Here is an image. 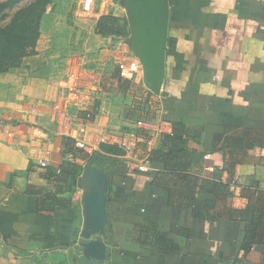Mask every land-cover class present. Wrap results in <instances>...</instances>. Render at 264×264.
Segmentation results:
<instances>
[{
    "label": "crops",
    "instance_id": "obj_1",
    "mask_svg": "<svg viewBox=\"0 0 264 264\" xmlns=\"http://www.w3.org/2000/svg\"><path fill=\"white\" fill-rule=\"evenodd\" d=\"M122 1L96 0L93 14L75 19L76 41L86 32L88 49L95 54L81 61L78 50L67 64L72 58L98 77L89 99L94 120L72 106L67 110L70 133L56 122L68 67L48 86L49 103L10 100L0 108V264H264V247L244 254V225L235 227L219 217L221 208L210 210L217 221L196 219L183 202L180 207L168 204L164 193L149 185V175L129 169L123 156L102 154L96 157L98 165L85 168L103 169L106 176L107 225L101 238L107 249L101 261L83 256L79 178L85 169L72 191L57 180L63 137L73 143L83 137L92 154L102 144L116 146L111 137L132 128L137 135L134 156L140 158L181 126L185 145L194 152L192 174L226 183L225 164L235 163L229 184L235 182L239 189L227 206L246 207L242 188L264 190V0H166L164 77L158 94L145 85L130 48V19ZM107 15L119 19L126 36L94 34ZM122 60L136 61L141 72L120 78ZM32 109L44 141L34 137ZM138 122L146 125L138 127ZM5 129L16 131L13 141L6 140ZM107 137L108 143H101ZM22 138L34 141L24 144ZM41 158L47 160L44 168L38 165Z\"/></svg>",
    "mask_w": 264,
    "mask_h": 264
},
{
    "label": "trees",
    "instance_id": "obj_2",
    "mask_svg": "<svg viewBox=\"0 0 264 264\" xmlns=\"http://www.w3.org/2000/svg\"><path fill=\"white\" fill-rule=\"evenodd\" d=\"M20 1L22 0H6L0 3V20L6 17V14L1 13L3 9ZM52 3L53 0H35L18 10L6 25L0 26V75L22 68V59L36 54L46 8ZM98 22L94 34L101 38L107 35H127L118 18L107 15L101 17ZM132 115L133 113L129 114V118H134ZM133 132L135 129L125 128L120 134ZM184 133L181 126L174 127L172 134L163 135L160 144L149 153L150 171L146 173L151 178L149 185L157 191L161 190L171 206L180 207L179 202H183L196 219L204 217L212 223L219 217H226L235 223V227L243 224L244 238L241 249L244 254L253 247H264V190L242 188L240 194L248 201L246 207L238 209L227 206V201L234 196L229 183L233 178L235 163L225 164L224 168L230 176L229 182L226 183L192 174L194 152L186 147ZM216 143L218 141L214 140V145ZM61 152L64 162L56 173V178L65 182L69 191H72L73 183L86 166L97 164L96 157L101 154L120 157L124 155L116 146L106 144L100 145L99 150L89 155L75 148L69 137H63ZM75 159L83 161V164L76 163ZM214 208H221L218 211L219 217L210 212Z\"/></svg>",
    "mask_w": 264,
    "mask_h": 264
},
{
    "label": "rangeland",
    "instance_id": "obj_3",
    "mask_svg": "<svg viewBox=\"0 0 264 264\" xmlns=\"http://www.w3.org/2000/svg\"><path fill=\"white\" fill-rule=\"evenodd\" d=\"M35 0H22L18 4L7 7L1 11L6 17L0 20V26L6 25L18 10L31 4ZM6 0H0V3ZM78 0H53L46 8V15L41 25V35L36 45V54L22 59L23 66L0 75V108L13 100L16 104L21 102H36L47 104L52 100L48 86L57 80L68 67L67 61L73 53L79 54L81 61L84 58H94L92 49H88L91 40L86 32L79 36L83 44L78 43V33L75 28V19L88 16L76 15L80 13ZM80 15L82 16L81 18ZM79 16V17H77ZM87 41V43H86ZM77 49V50H76ZM72 57V56H71ZM72 65L76 62L70 58ZM92 64H94L93 61ZM100 63V61H99ZM70 65V64H69ZM97 68H102L97 65Z\"/></svg>",
    "mask_w": 264,
    "mask_h": 264
},
{
    "label": "water",
    "instance_id": "obj_4",
    "mask_svg": "<svg viewBox=\"0 0 264 264\" xmlns=\"http://www.w3.org/2000/svg\"><path fill=\"white\" fill-rule=\"evenodd\" d=\"M130 19L128 40L133 54L139 59L145 85L155 94L160 92L164 77V53L167 34L166 0H123ZM106 176L104 170L87 167L79 178L84 228L79 246L88 260L105 258L106 243L101 236L107 225L105 214Z\"/></svg>",
    "mask_w": 264,
    "mask_h": 264
},
{
    "label": "built area",
    "instance_id": "obj_5",
    "mask_svg": "<svg viewBox=\"0 0 264 264\" xmlns=\"http://www.w3.org/2000/svg\"><path fill=\"white\" fill-rule=\"evenodd\" d=\"M103 4L107 3L108 0H101ZM96 0H82L80 4V14L88 16L93 14ZM119 77L122 79H131L135 74L141 72V68L136 61L122 60L118 64ZM98 81L97 75L90 69H86L81 65L78 66L70 64L67 68L66 75L62 80V104L57 106L55 110L57 111L56 122L64 133H70L72 129V120L67 113L68 108L76 107L79 111L85 113V119L94 120L92 113L93 111L89 107V99L91 93V85L96 84ZM30 114L33 116L34 120L32 125L35 127L33 134L34 137L40 141L46 140V134L40 130L37 123V111L32 109ZM138 127L145 126L146 124L142 122L137 123ZM7 141H13L17 133L13 129H5L2 131ZM112 144H116L120 148L124 155L123 159H126L127 166L131 170H135L138 173L144 174L150 171L149 154H146L140 158H136L134 155L136 148L137 135L135 134H122L120 136L111 137ZM21 141L24 144H29L33 142L34 139L22 138ZM109 139L104 138L101 143H108ZM74 147L83 150L85 153L90 154L92 152L90 144H88L83 137H75ZM38 165L41 168L47 166V160L41 158L38 160ZM238 186L235 182L231 183V190H238Z\"/></svg>",
    "mask_w": 264,
    "mask_h": 264
}]
</instances>
